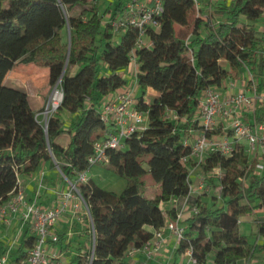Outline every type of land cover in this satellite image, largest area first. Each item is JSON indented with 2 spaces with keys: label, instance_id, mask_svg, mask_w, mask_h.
Wrapping results in <instances>:
<instances>
[{
  "label": "trees",
  "instance_id": "16d2710c",
  "mask_svg": "<svg viewBox=\"0 0 264 264\" xmlns=\"http://www.w3.org/2000/svg\"><path fill=\"white\" fill-rule=\"evenodd\" d=\"M98 1L0 0V204L9 199L19 177L48 161L75 182L93 224V251L71 264H128V250L151 239V228L164 225L167 214L161 203L190 193L189 174L196 162L184 144L192 136L189 131L208 136L224 132L220 125L204 130L197 118L201 94L246 73L257 93L264 90V0H231L219 7L223 19L215 23L205 19L194 0H163L158 25L148 26L141 47L136 46L137 28L115 34L112 26L129 0H115L104 11ZM133 52L141 91L136 107L147 114L148 124L127 137L123 148L108 150L106 166L127 178L118 192L77 177L93 167L88 157L107 129L101 103L127 83L124 70ZM18 61L47 68L50 86L61 87L62 100L47 126L27 92L7 82ZM148 87L159 92L151 102L144 100ZM254 119L264 121L263 108L255 109ZM199 166L212 181L219 179L223 202L195 197L197 211L191 208L194 216L176 251L191 249L198 264H238L264 256V241L251 243L240 229L243 217L257 214L256 234L264 240V160L239 143L230 155L207 152ZM146 174L159 186L152 196L144 192ZM168 215L176 219L175 207ZM35 239L27 227L12 260L24 259Z\"/></svg>",
  "mask_w": 264,
  "mask_h": 264
},
{
  "label": "built area",
  "instance_id": "2783aa9c",
  "mask_svg": "<svg viewBox=\"0 0 264 264\" xmlns=\"http://www.w3.org/2000/svg\"><path fill=\"white\" fill-rule=\"evenodd\" d=\"M194 2L197 8H199L200 0H194ZM163 9V0H129L125 12L112 20V26L114 30L118 31L126 27L137 28L139 35L136 46L141 47L145 44V35L148 26L158 25L156 17L162 13ZM107 20L105 19V21ZM132 65H135V68L138 69L136 54L134 52L131 55L129 66ZM249 78H252L250 74ZM231 88H234V82L231 83ZM252 88L253 90L250 88L252 93H248L247 90H239L237 92L223 94L217 88L210 87L201 94L197 118L203 125L204 130H212L222 121L227 124L223 127L224 132L222 135L208 136L205 132H200L195 138L193 136H187L185 138L184 144L191 147L190 156L196 162L195 167L191 169L189 174V195L196 191L194 190L191 178L192 173L205 160L207 152L209 151H221L226 155H230L235 146L241 143L245 144L249 155L258 156L259 159L264 160V121H250L245 120L243 117L245 110L255 111L256 108V100L259 96L254 84ZM60 91L61 102L63 92L62 90ZM136 103L137 101L133 92L126 90L114 95L102 104V120L107 126L106 135L95 142L94 152L88 157L90 166L107 163L109 160L108 150L123 148L127 137L147 127V114L138 110ZM59 104L54 108H57ZM48 107L49 104L47 103L46 112ZM173 116L176 118V115ZM47 121L45 122L46 126ZM189 132L191 133L192 129ZM257 168L260 170L263 169L262 161L257 164ZM77 179L79 181H87V171L79 173ZM67 180L69 188L63 192L61 204L55 208H46L39 205L36 200H30L23 186L22 178L19 177L17 179V186L11 193L9 199L0 204V225H11L13 219L18 217L23 224H28L31 230L34 231L36 239L33 247L28 251L27 256L20 261L12 260V249L10 250V247H7L0 254V264H67L60 258L57 251H49L46 248V242L49 237L52 242L59 240V234L53 232L52 227L58 221L62 212L68 208L69 203L75 199H79V201L73 203L74 207H78L80 201L86 205L75 182L69 179ZM41 187L42 181L40 180L39 190ZM201 187H203V184ZM39 190L37 191L38 195ZM86 208L87 214L90 216L87 205ZM193 209H195L194 212L197 211L195 207ZM180 218V214H177L175 220L167 218L162 227L153 230V237L151 239L147 240L140 247L130 248L127 255L142 251L148 259L152 258L154 254L160 251L166 241V229L180 241L184 236V226L180 224ZM91 228L93 251L94 229L92 221ZM15 238L18 240L17 237ZM185 253L189 258L184 264L197 263L191 249H187Z\"/></svg>",
  "mask_w": 264,
  "mask_h": 264
},
{
  "label": "crops",
  "instance_id": "0c3cea01",
  "mask_svg": "<svg viewBox=\"0 0 264 264\" xmlns=\"http://www.w3.org/2000/svg\"><path fill=\"white\" fill-rule=\"evenodd\" d=\"M101 0L98 1V5ZM200 6L202 8L205 19L213 23L218 22L223 19L222 13L219 10L221 5H225L231 2V0H200ZM109 18V13L106 15L105 19ZM260 26V25H259ZM263 29V25L259 27ZM124 76L127 78V83L112 93L108 98L111 99L114 95L131 90L134 94V97L137 101V98L141 95L138 83H136L137 78V69L135 65L129 66L124 70ZM234 82L235 88H231V83ZM243 76L238 80H225L221 86L217 87L219 91L223 94L230 92H237L240 88V85L243 83ZM35 88H37L35 86ZM237 88V89H236ZM248 93H252L250 88L245 89ZM47 89H43L42 95L37 98L38 108L33 109L38 111L40 108L45 106L48 102L49 95H44ZM27 92V91H26ZM28 94V93H27ZM39 94V93H38ZM159 96V92L152 87H148L147 91L144 94L145 102H151L152 99ZM258 98L256 100V108L264 109V90L258 93ZM29 97V95H28ZM31 104V103H30ZM103 104V102L101 103ZM255 108V109H256ZM254 112L245 110L243 117L245 120L253 121ZM227 124L222 121L219 122V125L223 128ZM192 136L195 138L200 134V130L192 129ZM200 174H192V181L200 177ZM42 181V187L39 190V183ZM23 186L26 190L27 196L30 200H36L37 203L46 208H55L61 204L62 194L64 191L68 190L69 183L68 180L62 175L61 171L57 166H52L50 162L46 161L42 164L41 168L34 173L23 174L22 175ZM39 190V195L37 191ZM197 192L191 193L187 197H177L168 202H162L161 208L167 214V218L171 217L168 215L169 210L172 207H175L177 214L181 215L180 224L186 226L189 219L193 218L194 212V200L197 196ZM79 201L75 199L69 203L68 208L62 212L59 217V223L66 225V229H60L57 226V222L52 227V231L59 234L61 237L60 241L52 242L49 237L46 242V248L49 251H57L59 256L67 255L69 252H72L71 258L76 255H83L92 248L93 245V236L91 228V220L87 214L86 205L83 202H79L78 207H74L73 203ZM257 218V214L253 217ZM244 221V220H243ZM242 223V222H240ZM29 227L28 224H23L22 221L15 217L11 225H0V254L7 248L8 240L13 236L17 237L18 240L22 239L25 229ZM151 230H154L151 228ZM166 241L162 245L159 252L154 254V256L148 259L142 251H137L134 254L126 255L125 259L128 264H184L188 261L189 256L185 252H177V247L179 241L177 238L168 230L165 231ZM264 241V240H263ZM259 242L261 240L259 239ZM74 254V255H73ZM69 255V254H68ZM74 259V258H72ZM69 259V262L74 260ZM255 258L240 260L238 264H258L254 262ZM72 260V261H71ZM198 264V263H196Z\"/></svg>",
  "mask_w": 264,
  "mask_h": 264
},
{
  "label": "rangeland",
  "instance_id": "374dc122",
  "mask_svg": "<svg viewBox=\"0 0 264 264\" xmlns=\"http://www.w3.org/2000/svg\"><path fill=\"white\" fill-rule=\"evenodd\" d=\"M114 3H115V0H101V2L99 3L98 6H99V9L101 11H104L108 6L113 7ZM74 12L77 13L78 9H75ZM114 32H115V34L119 33L118 30H114ZM48 73L49 72H48L47 68L38 67L33 62L18 61L16 63H14L12 70L10 71V73L8 75L7 82L9 84L15 86V87H18L20 89L27 91V93L29 95L30 103L34 108H38V105L36 103L38 96L42 95L43 89H47V91L45 92L44 95H49L50 106L54 110L56 108H54L55 106L53 107V105L51 104V98H52V96L56 90H59V91L61 90V87L59 84L56 87H55V85L50 86L49 79H48L49 78ZM249 79L250 78H249L247 73L243 74V81L244 82L240 85V88L238 89V91L239 90H245L247 88H251V90H253V88L251 87V85L248 82ZM235 85H236V83L234 84V88H235ZM35 86L37 88H35ZM49 98H48V101H49ZM59 102H58V104H59ZM47 103L45 104V106H43L38 111H36L38 119L43 124H45V122L48 120L51 113L53 112L52 109L50 111L46 112ZM217 127H219V125ZM217 127H215V128H217ZM192 174H200L201 175L196 180V182L192 181L193 185H194V190H196L195 192H197L198 194H202L204 196V198L209 200L210 203H215L217 205H221L223 201L220 197H218V194L220 191V186H219L220 184H219V179L216 178V176H218V174H221V171L220 170L215 171L214 174L216 176L215 175L214 176L216 179H214L213 181L211 180V176H209V174L207 175L201 169L200 166H197ZM92 179L95 180L99 185H101L105 188H108V189L118 191V192L121 191L127 184V178L126 177H123V176L109 170V168L106 166L105 163L104 164H96L90 170H88L87 180H92ZM144 180L146 183V187H145V191H144L146 195L152 196L156 193V191H159V186L157 184H155V182L152 179L150 174H146L144 177ZM202 184H203V187H201ZM214 198H217V199L214 200ZM256 220H257L256 216L253 218H252V216H246V217H243L241 219L242 223H240L241 232L247 236L248 240L251 243H254V244L256 242H258L259 239L261 240V242H263V239L259 238L258 235L256 234V232H257ZM57 226H59L60 229H66V227H67L64 224H60L59 220L57 221ZM31 232L33 234H35L33 230H31ZM13 240H15V241L13 242ZM8 241L9 242H8L7 247H10V250L12 249L11 250V254H12V252L16 251V249L20 243V240H16L15 236L14 237L12 236L10 238V240H8ZM68 254L63 255L60 258L64 262H66L67 264H71V262H69V259H72V258L75 259L78 255L75 254V256L71 258L70 256H72V252H69ZM74 259H72V260H74ZM254 262H257L258 264H264V256L255 258Z\"/></svg>",
  "mask_w": 264,
  "mask_h": 264
},
{
  "label": "bare ground",
  "instance_id": "6f19581e",
  "mask_svg": "<svg viewBox=\"0 0 264 264\" xmlns=\"http://www.w3.org/2000/svg\"><path fill=\"white\" fill-rule=\"evenodd\" d=\"M60 97H61V91L56 90L51 98V104L53 105V107L58 104V102L60 101ZM51 109L53 108L50 106V103H49V107L47 111H50Z\"/></svg>",
  "mask_w": 264,
  "mask_h": 264
},
{
  "label": "water",
  "instance_id": "95a60500",
  "mask_svg": "<svg viewBox=\"0 0 264 264\" xmlns=\"http://www.w3.org/2000/svg\"><path fill=\"white\" fill-rule=\"evenodd\" d=\"M60 80H61V79H60ZM60 80H59V81H60ZM57 84H58V83H57ZM57 84H56V85H57ZM56 85H55V86H56ZM48 104H49V101H48ZM45 126H46V125H45ZM57 167H58V166H57ZM58 168H59V167H58ZM59 170H60V168H59ZM60 171H61V170H60Z\"/></svg>",
  "mask_w": 264,
  "mask_h": 264
}]
</instances>
